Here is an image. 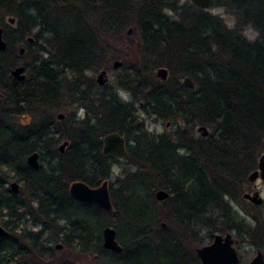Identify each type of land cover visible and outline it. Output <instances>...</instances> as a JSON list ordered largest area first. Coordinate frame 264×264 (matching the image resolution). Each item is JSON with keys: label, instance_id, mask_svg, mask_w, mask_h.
I'll return each instance as SVG.
<instances>
[{"label": "trees", "instance_id": "16d2710c", "mask_svg": "<svg viewBox=\"0 0 264 264\" xmlns=\"http://www.w3.org/2000/svg\"><path fill=\"white\" fill-rule=\"evenodd\" d=\"M253 1L258 3L212 0V6L224 7L237 17L236 25L228 28L218 16L178 0H0V8L17 18L19 33L11 39L9 31L2 32L7 48L0 51V176L12 170L23 195L20 202L12 201L14 194L0 180V211L20 224L30 215L35 221L28 220L29 225L43 229H56L60 220L68 221V235L81 247L66 244L77 250L73 254L86 251L92 264H199L184 233L172 232L208 215L211 239L221 228L216 222L214 182L220 178L230 182L233 177L225 174L246 175L264 149V16L254 10ZM49 6L57 10V16L46 15L44 9ZM248 24L259 32L254 42L240 34ZM43 25L48 26L46 47L41 45V51L33 55L32 69L23 62L32 74L24 81L14 80L10 72L6 74L9 66L5 71L1 63L8 62L24 35ZM129 27L132 34L128 36ZM39 40L36 34L33 42ZM23 42L30 45L26 39ZM153 56L155 61L150 63ZM114 59L128 65L116 85L130 92L138 108L120 100L113 90L108 92V85L98 87L84 75ZM155 66L168 67L171 77L179 70L194 84L177 88L169 81L161 83L153 74ZM64 79L68 92L76 96L69 105L76 104L58 120L55 112L63 110ZM79 108L85 111L82 119L76 116ZM138 109L163 119H181L192 129L206 125L212 132L206 138L178 137L172 142L148 131ZM108 132L125 137L129 162L140 168L121 182L144 183L146 196L153 202V187L168 191L172 195L164 201L167 211L151 213L146 205L136 203L132 193L123 198L110 189V212L69 197L74 181L96 187L110 178L115 161L100 153L101 138ZM63 139L69 143L60 154L56 145ZM185 144L191 146L179 154L177 150ZM34 151L39 153L38 169L26 163L25 156ZM44 159L53 163L45 168ZM185 182L191 185L185 188ZM112 216L118 220L113 223L117 239L118 226L132 233L129 239H118L119 254L101 247L100 230L111 226ZM14 223H3L8 233L0 237V264H76L54 259L50 241L54 236L45 245L39 238L43 229L27 231V226ZM252 229L251 239L261 247L264 224ZM93 230L97 234L92 235Z\"/></svg>", "mask_w": 264, "mask_h": 264}, {"label": "rangeland", "instance_id": "374dc122", "mask_svg": "<svg viewBox=\"0 0 264 264\" xmlns=\"http://www.w3.org/2000/svg\"><path fill=\"white\" fill-rule=\"evenodd\" d=\"M178 1H179L178 3H180V4H183L185 2H190L189 0H178ZM15 6L16 5L12 6L14 10H16ZM253 6L255 8L254 10L259 9V11H261V13L264 16V0H258V3L253 1ZM14 10H12V12ZM44 10H45L46 15H50L53 17L58 15L57 10L54 9L53 6H49V8H46ZM205 11L210 13L211 15L218 16L222 20V22L225 23V25L228 28H233L236 25V21H237L236 18L237 17L232 12L227 11L224 7H217L216 8V7L212 6V4H211V6ZM30 13L33 14V12H30ZM166 13L168 15H171L170 13H172V12L167 10ZM9 17H13L15 19L13 24L8 23L7 19ZM0 26L3 29L10 32V35H11L10 38L11 39H13L14 37L15 38L19 37V33L16 32V28L18 26L17 18L12 13H8V12H6V9H2V8H0ZM47 29H48V26L46 27L43 25L41 28H40V26H36L31 30L30 34H26L23 36V40L19 41L16 45L15 50H13V52H12L13 55H11V57L8 58V62L1 63L3 65V70H5V71H6V69L8 70L6 72V74H9V72L11 73V70L14 69L15 67L23 65L24 61H26V63L30 67V69H32V67H34V63L32 62L33 55H35L36 53H39L41 51L40 50L41 45L43 47H46V45H47L44 41V38H46L48 36L45 33V30H47ZM36 34L39 35L40 40L37 42H33ZM125 34L128 35L126 32H125ZM240 34H242V36H244L247 39V41H250V42H254V40L258 39V37L260 36L259 32L257 30H255L254 26H252L250 24L244 26V28H242V30H240ZM28 36H30V38L31 37L33 38V41H31V43H28V44H30L29 46L23 42ZM133 37H134L133 41H134V43H136L139 39V35L137 34L136 36H133ZM21 47L24 48V51L22 54H19L18 52H19ZM119 50H125V48L119 47ZM155 58H156V56L151 57L149 62L152 63L153 61H155ZM114 60H116V59H114ZM114 60H112L110 63H107L105 66H100V67L95 68V69L94 68L90 69L86 73H84V75L88 78L93 79V81L95 82V79H96V76L98 75V73L101 70H106L107 74H108L107 80H109L107 85L110 86V89L115 88L114 90L117 92L118 96L120 97V100L125 101V102H131V103L133 102L134 107L138 108V102L133 101L132 95L130 94V92H126L125 90H122V89H118V90L116 89L115 85L117 84V80H119L117 78L123 77L125 75V73H126L125 68L128 67V65L127 64H126V66L122 65L121 68H117L116 70L112 69L113 68L112 62ZM7 66H9V67H7ZM159 67H165L168 70V76H167L166 81H169L168 83L170 84L171 87L174 85V86H177V88H178L180 84H183L184 78H186V77L190 78L189 76H185V74L180 73L179 70H176V72L173 73V77H171L172 74H171L170 70L168 69V67H166V66H155L154 70H153L154 76H155L156 69ZM23 73L25 74L26 77H29L32 74V72L29 73V71L27 69H25V71ZM65 75H67L68 77H71V75L69 73L65 74ZM170 78H171V81H170ZM65 79L63 80L64 83L62 85V88H64L63 90H64V95H65V97L63 98V101L61 102L62 106H63V110L55 112L56 115H57V113H63L64 114L66 112L70 114V112H72L73 109L75 108L76 103H74L73 105H69V104H70V101H72V103H73L74 97H76V96H74L68 92L69 91V88H68L69 85H68V82H65L66 81ZM157 80L159 82H161L158 78H157ZM161 83H163V82H161ZM81 88L84 89L83 86H81ZM76 112H77V114H76L77 119H82L83 117H85V111L83 108H79ZM137 114H138V117H141L140 120L144 121L147 130L150 131L151 133H153L154 135H160V136L163 135L165 137H169L170 140H172V139L174 140L178 137H181V140L186 138V137H191V138L197 140V139L202 137L200 135V133L197 132V130H196L197 127L200 126L201 124H197V125L193 126V129H192L189 126H185L186 122L182 121L181 119H178L176 121L169 120V119H163L161 117L159 118V116H157V115L144 113L141 109H138ZM23 122L24 123L28 122L27 118H25L23 120ZM70 124H72V123H70ZM67 126H69V125H67ZM204 127H206V125H204ZM206 128L209 131L208 136L211 135L212 130L209 127H206ZM190 129H191V133H190ZM206 137H203V138H206ZM172 142H175V140ZM60 143L61 142H59L57 145L55 144L56 147H58V145ZM183 146L185 147V149L183 147L182 149L177 150V152L179 154H185L186 149H188L191 146V144L190 145L185 144ZM45 158H48V157H45ZM129 161L130 160L128 158V152H127V155L125 156V158L119 159L118 161L114 162L115 164L111 169V172H110L111 176L108 179V183H107L109 186V189L116 191L117 194H119V195L122 194L123 198H125L126 196L130 195V193H132L133 194L132 197L137 198V200H138V202H136V203H138V204L143 203L144 205L147 206V208L151 211V213H154L155 210L157 212H160L161 210H163L164 212L167 211V209H169V206L167 205L168 208L165 207L166 205L164 204L163 201H156L154 199L155 201L153 202V199L151 201L146 196V191H147L148 186L145 185L144 183L132 181V183L130 182V184H127V183H125V181L121 182L122 180H124L127 173L140 171L139 167L134 166L133 164L131 165ZM52 163L53 162L52 161L49 162L48 159H44V161H42V165L45 168H47V166L51 165ZM225 175L233 177V178L238 176V174H236V173H234V174L230 173V174H225ZM13 176H14V172L12 170L9 171L7 169V170H4V172L1 174L0 180H3L4 184H6V186H7L10 181L15 180ZM214 183H215L214 188L216 190V195H217L219 190L226 189L228 186L231 185V184H226V181H224L222 178H220V180L217 179ZM190 185H191V183H188V182L183 183V187H185V188H187ZM20 187H21V183H20ZM211 188H213V187H211ZM160 189L161 188L156 189L154 187L151 189L153 198H155L154 197L155 191L160 190ZM162 190H164V189H162ZM169 195L171 197L172 194H169ZM216 195L214 197V203H216ZM18 197H23V195H21L19 193ZM24 199H26V196H24ZM171 204L172 203L170 202V205ZM33 208H35L34 205L31 207V209H33ZM223 213L225 214L226 211H224ZM216 214H217V216H216ZM216 214L213 215V217L216 216V219H217L216 222H217L218 226L221 228L218 229L213 234H215V233L222 234L225 231L226 227L228 228V225H230L232 222L228 221V220L227 221L223 220V219L218 217V213H216ZM31 218L32 217L30 215H26L23 218V222H24L23 224H20L22 222H20V223L15 222L14 226H17V225L19 227L27 226V228H26L27 231H28V229L31 231L38 230L39 228L43 229L42 225L41 226H30L29 225L30 220H31V222L35 221V220H32ZM109 219L111 222V224H110L111 227L115 228L113 223L117 222V224H118V220L114 216H112ZM207 219H208V215L202 216L201 218H196L195 220L192 219L189 221V224L185 223L183 226L179 225L178 231H176V232L174 231L172 233H176L175 235L179 236L180 233L183 232L184 235L187 237V239L185 238L186 242L187 241L190 242L191 247L206 245L210 242V240H212L209 238L208 231H207L208 230V223H209V220H207ZM28 220H29V222H28ZM6 221L10 226L13 225L12 223L14 222V220L8 218L6 216V212L4 210H2V211H0V224L4 226L3 223ZM162 223L163 222L161 221L160 224H162ZM69 226H70V223L68 221L60 220L57 224L56 229H52V228L51 229L50 228L43 229V231L40 232L39 238H40V240H45V245H47L46 241H48L47 239L49 238V236H54L55 240L50 239L52 246H54V244H56L58 242L62 243L64 245V248H62V249H55V251L53 253L54 259L64 258V260H69V261H72L76 264H92V260H91V258H88V256L86 255L87 254L86 251H84L86 253L85 255L82 254V252H81L82 255L72 253L73 251H77V250H74L73 248L79 249V247H81V246L76 245L77 244L76 240L74 238H70V236L68 235L67 229L69 228ZM60 227H62V228H60ZM117 230H118V239L121 241L129 239L132 236L130 229L128 227H125L124 225L118 226ZM56 231H57L58 235H57ZM252 231L253 230H251L250 233ZM250 233H249V236H250L249 241L252 240L251 239L252 236ZM95 234H97V233H96V231L93 230L92 235H95ZM241 234H243L244 236H242V238L238 239L239 243L235 247L237 249L238 255H239V260H238L239 263L238 264H247L250 261V259L256 254L255 253L256 247L253 244H250V242L246 241L247 238H245V236L246 237H248V236L244 232H241ZM100 235H101V230H100ZM233 236L236 237V235L234 233H233ZM119 240H118V242L120 243ZM66 243L71 244L73 246V248L72 249L69 248ZM126 244L129 245L130 242H126ZM260 249L262 250V252H264V245Z\"/></svg>", "mask_w": 264, "mask_h": 264}, {"label": "water", "instance_id": "95a60500", "mask_svg": "<svg viewBox=\"0 0 264 264\" xmlns=\"http://www.w3.org/2000/svg\"><path fill=\"white\" fill-rule=\"evenodd\" d=\"M190 2L196 4L201 9L207 10L211 4L212 0H189ZM8 23L13 24L15 19L13 17H9L7 19ZM3 28L0 26V51H4L7 48V43L3 37ZM128 35L132 33V28L129 27L126 31ZM26 42L31 43L33 38L28 36L26 38ZM24 48L21 47L19 50V54H22ZM123 62L119 59H116L112 62V69L121 68ZM24 66L20 65L15 67L11 70V75L15 80H24L25 74ZM155 76L160 81H166L168 76V70L165 67H159L155 71ZM106 71L101 70L97 77L96 81L99 85H103L107 82ZM183 84L186 86L193 85V81L186 77L183 80ZM56 117L61 120L64 118L63 113H57ZM197 132L200 133L202 137H206L209 134L204 125H200L197 127ZM69 141L64 140L62 141L57 150L60 154L65 151V148L68 146ZM102 149L101 155L102 156H115L119 158H124L127 155L126 151V142L125 138L121 136L117 132H111L102 137ZM39 153L34 151L28 155H26V163L29 167L33 169H38L40 165L39 162ZM258 171H254L251 174V179L255 178L258 173L260 174L261 178L264 179V152L261 154L258 160ZM107 180H104L100 183L99 186L90 187L86 185L83 181H74L69 185L68 194L69 196L81 203H92L97 207L110 212L113 209V205L111 203V198L109 194V188L107 184ZM19 184L16 181H12L9 184V190L11 193H17L19 191ZM169 196L167 191L162 189L155 191L154 197L157 201H164ZM257 202V200L255 201ZM165 226L164 223L161 224ZM7 234V230L0 225V237H3ZM101 247L105 250L113 252L115 254H119L122 251V246L117 240V232L116 229L111 226H105L101 230ZM234 240L230 233L226 232L224 235L215 233L212 236V240L209 244L197 246L194 249L197 259L199 260L200 264H238L239 263V256L234 247ZM60 245H55V249L59 248ZM247 264H264V253L261 250H257L256 254L250 259Z\"/></svg>", "mask_w": 264, "mask_h": 264}, {"label": "flooded vegetation", "instance_id": "af4514ba", "mask_svg": "<svg viewBox=\"0 0 264 264\" xmlns=\"http://www.w3.org/2000/svg\"><path fill=\"white\" fill-rule=\"evenodd\" d=\"M24 71H25V69H24ZM10 75H11V73H10ZM106 76H107V79H108L107 71H106ZM25 79H26V76H25ZM24 80H16V81H24ZM108 81L109 80H107V82L105 84H103V85H99L97 83V81L95 80L96 85L98 87H103V86L107 85ZM161 82H165V81H161ZM115 87H116L117 90L118 89H122V88H120L117 85H115ZM114 89L115 88L110 89V86L108 85L107 91L111 92ZM114 92L117 94V92L115 90H114ZM117 96H118V94H117ZM133 101H134V99H133ZM129 103H131V102H129ZM140 106H141V104H140ZM133 107H134V105H133ZM101 141H102V138H101ZM102 145H103V143H101V149H102ZM125 145H126V151L128 152L127 142H126ZM263 152H264V149L259 154H257L258 156H257L255 167L253 169H251L249 172H247L246 175L244 174V175H241V176H236L230 182H226V184H231V185L230 186L227 185L228 187L226 189H221V190L218 191V193L216 195V203H215L216 204V209L215 210H216V213H218V217L224 220L226 218V215H227L229 217L228 221L232 222L230 225H228V228L225 229V231L222 233V235H224L226 232L230 233L232 238H233V240L235 241L233 245H234V247H236V245L239 243L238 239L242 238V236H244L243 234H241V232H244L248 236V237L245 236V238H247L246 241L250 242V244H253L256 247V252H257V250H261L260 248L263 247V245H264V236L262 238H260V241H261L260 242L261 247H260V246L255 245L252 240L249 241V238H250L249 233H250L251 230H253L252 228L257 226L258 224H264V179L261 178V176H259L260 175L259 173L253 179H251L250 176H251V174L254 171H258L257 170L258 169V166H257L258 165V160H259V157L261 156V154ZM103 157H107V158H109V160L111 159V161L113 160L115 162L118 161L119 159H122V158L115 157V156H110V155L109 156H103ZM12 181H16V180H12ZM12 181H10L8 183V185H7L8 188H9V184ZM16 182L19 184L18 188H19V191H20V182H18V181H16ZM108 188H109V186H108ZM19 191H17L16 194L15 193H11V194H14V196H11V198H10L12 201L20 202L22 197H18ZM169 197H170V195L168 196V198ZM26 200H27V197H26ZM256 200H257V202H255ZM200 201H202V200H200ZM75 202H77V201H75ZM78 203H80V202H78ZM33 205L35 206L36 204H33ZM224 211H226L225 214L223 213ZM1 226H3V225H1ZM3 228L6 229L5 226H3ZM7 233H8V230H7ZM233 233L236 235L237 238L233 236ZM57 244L60 245V247L57 248V249L64 248V245L62 243L58 242V243L54 244L53 249H55V245H57ZM189 249L192 251V253H194V255L196 257V254L194 252L195 247H191V245H189ZM236 251H237V249H236ZM237 253H238V251H237ZM198 263L200 264V262H198Z\"/></svg>", "mask_w": 264, "mask_h": 264}]
</instances>
